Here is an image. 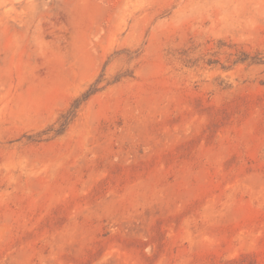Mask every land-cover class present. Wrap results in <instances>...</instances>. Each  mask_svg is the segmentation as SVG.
Listing matches in <instances>:
<instances>
[{"label": "rangeland", "instance_id": "1", "mask_svg": "<svg viewBox=\"0 0 264 264\" xmlns=\"http://www.w3.org/2000/svg\"><path fill=\"white\" fill-rule=\"evenodd\" d=\"M0 264H264V0H0Z\"/></svg>", "mask_w": 264, "mask_h": 264}]
</instances>
